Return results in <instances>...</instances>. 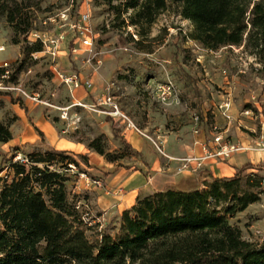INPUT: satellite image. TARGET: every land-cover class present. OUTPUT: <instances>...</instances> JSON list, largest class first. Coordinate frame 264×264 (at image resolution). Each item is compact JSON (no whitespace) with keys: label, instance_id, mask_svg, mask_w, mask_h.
Segmentation results:
<instances>
[{"label":"rangeland","instance_id":"374dc122","mask_svg":"<svg viewBox=\"0 0 264 264\" xmlns=\"http://www.w3.org/2000/svg\"><path fill=\"white\" fill-rule=\"evenodd\" d=\"M64 10L71 21L78 20L82 11L90 12L95 34L91 49L80 48L77 31L69 25L64 26L61 19ZM35 14L36 30L47 36L66 32V38L56 58L45 52L43 43L38 58L28 59L27 68L18 74L17 84L31 94L37 93L43 100L34 107L37 101L25 97L30 106L27 107L28 119L32 123L40 119L39 123L44 127L46 120L49 121L56 132L48 138L56 146L71 147L77 150H70L76 154L86 153L93 164L97 163L96 167H90L74 155L80 165H71L68 170L72 175L68 184L70 200L81 205L84 227L93 238L100 237L101 233L118 234L121 215L132 206L126 207L120 181L124 179L126 169L151 174L148 167L153 160L147 152L139 153L133 145V149L125 146L126 136L131 137L130 128L126 130V122L119 119L114 120H118L116 126V122L109 119L113 116L99 112L93 106L95 97L92 95L96 98L103 94L114 96L130 119L155 139L158 135L194 130L193 115L198 113L199 127L204 122V126L207 124L215 134L249 147L247 151H264L261 147L264 137L261 62L243 46L209 50L192 40L189 37L192 25L179 14L174 0H169L168 8L152 26L150 38L154 40L146 38L139 46L129 41L130 33L138 38L136 28H120L114 11L105 5H97L94 0H44ZM12 36L13 30L6 17L0 15V64L9 61L6 57L23 58L21 45L12 43ZM73 47L78 51L73 52ZM66 76L78 77L82 84L78 87L69 84L64 81ZM166 80L173 81L177 88L171 105H163L155 97L154 85ZM88 82L92 83L91 87L87 86ZM8 91L10 95L3 94L0 121L11 124L15 140L0 144V168L14 156L23 157L42 149L37 141L20 143L23 134L29 137L26 129L29 120H21L19 108L14 107L13 101L24 96L14 90ZM225 102L231 104V119L223 115L220 107ZM218 114L225 121H219ZM226 120H233L235 124L225 132ZM115 129H119L117 134ZM37 130L32 131L38 134V140H42ZM240 133L249 137L247 144L240 140ZM96 138H101L106 151L113 153L117 161H109L88 146ZM43 143H46V137ZM94 153L101 156V161L95 159ZM162 164L164 168L174 166L165 157ZM254 166L247 173L264 175V159ZM5 173L4 170L1 175ZM95 181H100L102 186ZM152 192L146 188L139 196ZM233 221L242 228L246 239L264 241V194L259 202L250 205Z\"/></svg>","mask_w":264,"mask_h":264},{"label":"trees","instance_id":"16d2710c","mask_svg":"<svg viewBox=\"0 0 264 264\" xmlns=\"http://www.w3.org/2000/svg\"><path fill=\"white\" fill-rule=\"evenodd\" d=\"M43 1L0 0V15L6 17L13 30L12 43L20 44L23 54L10 66L0 67L1 73L10 69L9 78L4 79L7 84H17L28 59L43 50L41 41L28 38ZM117 1L94 0L114 11L120 28H136L138 38L130 33L129 41L137 46L150 38L153 24L169 3ZM174 1L179 14L192 25V40L209 50L243 46L261 62L264 77V0ZM3 94L10 92L0 90V109ZM13 103L25 107L22 97ZM40 134L44 139V133ZM12 139L11 124L0 121V144ZM43 139L37 140L42 149L14 156L0 168V264H264V241L246 239L233 221L264 194V175L247 173L254 164H246L231 177L211 173L202 177L201 169L183 183L157 173L155 190L138 196L122 213L118 234L93 238L84 227L81 205L70 200L68 170L80 165L74 155L96 166L88 154L56 149ZM124 144L133 149L125 139ZM88 146L117 161L101 138ZM159 181L163 186H157Z\"/></svg>","mask_w":264,"mask_h":264},{"label":"crops","instance_id":"0c3cea01","mask_svg":"<svg viewBox=\"0 0 264 264\" xmlns=\"http://www.w3.org/2000/svg\"><path fill=\"white\" fill-rule=\"evenodd\" d=\"M3 52H5V50H3ZM5 59L9 60V61H7L5 63H1L0 67L8 65V62H14L18 58L12 59L10 57H6ZM32 94H37V93H32ZM107 96H112V95L103 94L101 96H98L97 98L95 95H92V97H95V99H94L95 102L93 103V106L99 112H104L107 115H110L108 113V111L112 110V106L102 103V99H105ZM112 97H113L114 102L120 108V110L124 114H126L121 109V107H120L119 103L116 101L115 97L114 96H112ZM23 99H24L25 107H22L20 105V103H13V105L15 108H19L18 109V116L21 118V120L23 122H25L26 120H29L28 119L29 112L27 111V107H30V106L28 104V100H27L28 98L23 97ZM29 99H31V98H29ZM39 103L40 102H37L34 105V107H36ZM217 116H218L217 118L219 121H221V122L225 121L224 119L221 118V116H219V114ZM113 117L114 118L109 117V119L112 122H116V126L118 125L117 124L118 120H116V121H114V120L119 119V120H121L120 122H126V126H127L126 130H128L130 128L129 134L131 135V137L128 138V136H126L128 139L126 141H128L131 145H133L134 148L136 150H138L139 153L147 152L148 155L150 156V158L153 160L150 167H148V169L151 170V174L146 175V172L144 173L140 170L130 172L128 169H126V172L124 174L125 177L122 181H120V184H119L123 188L122 189V193L124 194L123 197H124L126 203L128 204L126 207L131 206L136 202V199L140 195V192L142 190H144L146 188H149L151 191L155 190V186L153 184V178L157 173L162 174V175L164 174V175L172 176L175 179V181L178 183H183V181L186 179L194 178L201 169H202L201 170L202 177L207 176L209 173L213 174L215 177H231V176L235 175V173L237 172V170L239 168H242L246 164L252 163L255 165V163H257V161L260 162L262 159H264V151L263 152H261V151L255 152V151L243 150L241 152L234 153L231 158H229L228 160L226 159L227 160L226 162H223L224 160L209 159L204 163V166L202 168L198 169L197 171L178 173L177 167L179 165V162L175 159H170V158L162 155L161 153H159L157 151V149L155 148V145L151 139L153 137L146 134L144 131H142L130 119L129 116H128V118L135 124V126L140 131L137 130L136 128L128 127V120H126L122 117H118V116H113ZM40 121H41L40 119L38 121L33 120V123H32V121L29 120V123L26 124V129H27V133L29 134V137H26V136H24L25 134H23L22 138L21 137L19 138L20 143H25L27 141H37L39 139L38 134H36V132L34 133L33 131H34V129H38L44 133V135L46 137V141L49 144H51L53 147H55L56 149L77 151L71 147H58V146H56L48 138L49 134L53 135L54 132H56L55 128L47 120H46V123L44 124V127H42L39 123ZM225 124H227V126L225 128V132H226V131H229L231 128H234L233 125L235 123L233 122V120H230V121L226 120ZM216 127H217V124H215L214 128H216ZM44 128H47L48 132H46V130ZM116 130L117 129H115V133H116ZM218 134L219 133L215 134L212 129H209L207 124L204 126V122H203V125L199 127V132H197V133L194 132V130H191L188 132H179L177 134L171 133V134H166V135H162V136L158 135V139H155V138H153V139H155V140L163 139L165 151L172 157L181 158V157H185V156L191 155V154L192 155L203 154L205 151V148H212L213 147L214 138ZM239 136H240V140H242L244 144H247L250 141L249 137H246V135H244V134L240 133ZM14 137L15 136L13 133V139L11 141L15 140ZM93 155H94L96 160L101 161L100 155H97L96 153H94ZM163 157L167 158L168 162H170L174 166L164 168V166L162 164V158ZM94 165L97 166V163ZM157 165H158V167H157ZM162 181H166V180H162ZM163 183L164 182L159 181L157 183V186H163Z\"/></svg>","mask_w":264,"mask_h":264},{"label":"built area","instance_id":"2783aa9c","mask_svg":"<svg viewBox=\"0 0 264 264\" xmlns=\"http://www.w3.org/2000/svg\"><path fill=\"white\" fill-rule=\"evenodd\" d=\"M52 20V18H50ZM61 19L64 21V26L69 25L70 28L77 31V36L79 39V46L80 48H85L86 50H89L94 45V39L95 34L91 26V14L88 10L81 12V17L78 20L71 21L69 17V13L67 10H64L61 14ZM28 38L30 41H41L45 45V52H47L49 55H51L53 58H56L59 53L61 52V45L64 42L66 38V32H60L58 34H49L48 36L40 31L33 29L29 35ZM73 52L78 51L77 47L72 48ZM38 53H33L32 56L35 58H38ZM8 67V66H5ZM10 76V69H6L4 72L0 73V90H14L19 93H21L24 97L31 98L37 102H43V100H40L39 95L37 94H31L27 92L25 89L22 88L19 84H7L4 82V79L9 78ZM64 81L69 84H74V86L78 87L80 84H82V80H80L78 77L74 76H66L64 77ZM88 87L92 86L91 82L87 83ZM154 91H155V97L156 99L163 105H171L173 103V100L175 99L177 95V88L173 81L166 80L163 82H157L154 85ZM102 103L108 104L112 106V110L108 111V113L112 116H118L122 117L126 120H128V127L136 128L139 130L135 124L128 118L126 114H124L118 105L114 102L112 96H107L105 99H102ZM230 103L225 102L220 107L223 109V115L227 119H231L230 114ZM193 120L195 122L194 126V132H199V123H200V115L198 113H194ZM140 131V130H139ZM154 145L158 149V151L170 158L175 159L179 162V165L177 167L178 173H184L186 171H197L198 169L202 168L204 166V163L209 159H215V160H226L230 158L234 153L240 152L243 150L250 149L247 146H244L238 142H232L230 140L225 139V137L221 134H218L214 138V145L212 148H205V151L201 155H187L185 157L177 158L170 156L164 149V140L159 139L155 140L151 138ZM261 147L264 149V137H262L261 140ZM95 183L98 186H102V183L100 181H95Z\"/></svg>","mask_w":264,"mask_h":264},{"label":"bare ground","instance_id":"6f19581e","mask_svg":"<svg viewBox=\"0 0 264 264\" xmlns=\"http://www.w3.org/2000/svg\"><path fill=\"white\" fill-rule=\"evenodd\" d=\"M4 49V48H3ZM2 50V49H1Z\"/></svg>","mask_w":264,"mask_h":264}]
</instances>
